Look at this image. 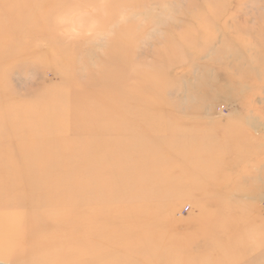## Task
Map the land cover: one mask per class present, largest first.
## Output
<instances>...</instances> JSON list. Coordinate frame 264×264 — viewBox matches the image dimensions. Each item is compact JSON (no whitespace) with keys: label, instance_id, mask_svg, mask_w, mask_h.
Returning a JSON list of instances; mask_svg holds the SVG:
<instances>
[{"label":"rangeland","instance_id":"rangeland-1","mask_svg":"<svg viewBox=\"0 0 264 264\" xmlns=\"http://www.w3.org/2000/svg\"><path fill=\"white\" fill-rule=\"evenodd\" d=\"M28 6L35 23L25 17ZM0 23V163L18 170L13 178H27L33 189L25 201L16 197L20 210L0 213V264H219L225 253L200 263L204 254L192 250L210 238L203 232L193 238L192 227L226 228L214 218L219 209L213 219L202 217L200 198L232 191L264 209V0H0ZM129 34L139 40L134 64L144 69L172 52L159 68L164 97L157 99L174 105L171 119L135 120L128 92L117 118L105 108V117L89 128L80 119L63 121L64 114H77L61 111L58 103L85 91L72 82L84 84L87 71L112 65L104 54ZM57 50L62 56L43 57ZM66 69L77 77L61 74ZM25 106L32 110L23 112ZM13 118L22 125L17 130L7 126ZM119 142L123 156L108 150ZM63 144L84 150H63ZM61 154L76 156L63 171L69 185L92 187L91 232L76 227L82 212L70 213L67 223L41 218L38 189L57 185L48 183L45 171L12 158L45 165ZM106 157H112L109 174ZM80 161L91 167L90 175L82 176ZM119 165L122 180L116 182L110 173ZM73 195L65 194L61 204ZM138 195L159 198L147 212L157 223L149 234L123 235L120 223L110 221L137 224L129 211H143ZM250 236L243 234L241 242ZM261 254L264 240L245 257Z\"/></svg>","mask_w":264,"mask_h":264},{"label":"bare ground","instance_id":"bare-ground-1","mask_svg":"<svg viewBox=\"0 0 264 264\" xmlns=\"http://www.w3.org/2000/svg\"><path fill=\"white\" fill-rule=\"evenodd\" d=\"M41 4L42 6H44L43 3ZM26 8H29L25 12L26 19L30 22L35 23L34 19H32L33 12L30 11L31 6H28ZM46 8L47 7L45 6L44 9ZM50 9L53 10V7H51ZM108 9H110V6L108 7ZM39 12H44V10L42 9V11ZM130 35L131 34L128 35L129 37L127 36L126 41L123 40L119 43H113L108 47V51L106 52V54H104V56L106 58V61H109V59L115 60L112 65L108 66V68H104L103 71H99L98 73L94 71H87V73H89L88 79L84 82V84L77 81L72 82V85H74L75 88L83 86L85 91L75 96V101H72L71 103L67 102V100L69 101V99H66V103H58L59 105H61V111H63V109L68 110L69 108H71L74 110V113L77 114L69 117L68 113H66L63 115V121L71 120V117L72 119H80L83 122L81 127L83 126L85 128H89L88 126L93 121V119H100L102 115L104 116L105 108L109 109L111 111V115H114L117 118L115 111H118L122 104H126V102L128 103V100L129 104H132L136 109V113L134 114L135 120L154 121L164 117L171 119V117L173 116L171 110L173 109L174 105L163 101L158 104L157 99H160V97H164V88L160 84L158 78L159 68L161 64L167 63L170 60V55L172 54V52H165L161 55L163 63H154V67L152 69H144L143 67H141V65L134 64V59L136 57L133 53V46H135L139 40L136 36L133 38L130 37ZM46 53L47 52H45V55H43V57L59 55L62 56V54L58 53V50L56 51L57 55L56 53ZM74 53L75 58H77L79 56V53ZM61 74L77 77V74H74L71 69H66ZM114 79L116 80L112 81ZM125 80L130 81L129 85L125 83ZM116 82L118 84L115 85ZM127 93L129 96L128 100H126ZM99 102L101 106H97L95 108L94 103ZM66 106L69 107L66 108ZM28 110H32L31 106L23 107V112H26ZM59 113L60 112L58 111L57 115ZM15 115L17 114L15 113ZM132 117L133 116H131V118ZM14 118L11 123L7 124V126L12 128L13 130H17L22 125L15 120L16 118ZM118 119L119 122L123 121L122 117L120 116ZM74 127L76 129V126ZM72 129L74 130V128ZM61 148L63 150L67 148V151L84 150L83 145L64 147L63 144L61 145ZM108 150L111 151V153H118L122 156L125 154L121 142L117 143V145L113 146L111 149L108 148ZM12 158L14 159V161L20 160L18 164H22L24 167L26 166L25 168H30L31 170L34 169L35 171H45L47 173L45 177L48 180V183H55V185H57V188L54 189H51V186H46L38 189L40 190L43 197V200L40 203V207L42 208V210L40 211L41 215L39 216L41 218L46 219L50 223H67L70 220L68 219V215L70 213L82 212L85 214V217L81 218L79 222L76 221V227H80L85 231L87 229L89 230V232H91L88 223L90 219V203L93 198L92 187L90 183H83L74 190V187L69 185L68 177L63 176V171L66 170V168L70 167L74 162L76 163V156L65 154L56 155L55 157H53L54 162L49 161L45 165H38L35 163H33V165H30L23 162L20 156L19 158L15 156ZM87 158L90 159L89 156H87ZM111 158L112 157L105 158V174H109L107 167H110L109 165ZM2 163L3 160L0 163V175L3 176L4 179V183L3 180L1 181L0 179V213L4 215L12 213L11 215H13V210L17 211L21 209H18V204H16L17 201L15 200L16 197H21V199L25 201V197L28 196L33 189L29 184L27 178L21 180V178L18 177L19 181L13 178L15 177L14 174H18V170L10 171L9 168H4ZM79 164L80 166H82V176L86 177L85 175L91 174V167H85L81 161L79 162ZM100 164L101 163L99 161L97 165ZM121 167V165L115 167L110 173V176L116 182L122 180ZM51 170L53 171L49 172ZM97 173H99V171ZM13 182H16V184H14ZM121 187L122 186H120V188ZM67 193H74L75 195L72 196L71 202L68 203L67 206H64V204L62 205L61 203H63L64 195ZM246 198L247 197L243 195L234 196L232 195V191L227 192V194H224L221 197H210L208 195H204L202 196V198H200L202 199V217H205V219L207 218V220L213 219L212 212L219 209L221 211V215L216 214L217 216H215L214 214V218H217L224 224L223 227H226L225 229H215L205 226V224L203 223L192 227V231L194 233L193 238L197 239L198 236H201L199 234L200 232L210 234V238L208 241H206L204 246H197V248L193 249L191 248L196 254H204V257L202 258L200 263L208 260L214 254L220 252L225 253L226 257L223 256V258L219 261V264H264V254L259 255V257L253 258L245 257V255L249 253L250 250L256 249L260 245V243H263L264 240V220L262 219L264 218V209L257 207L254 203H245ZM136 200L140 202L143 211L131 210L129 212L130 214H132V216L137 218V224L133 225L127 221L125 225L124 220L117 219L116 217L112 219V221H110L111 223H120V232L123 235L134 234L137 237V235L140 236L143 234H149L152 232V224H154L155 222L157 223V217H153L147 214V212L151 207L157 205L159 198L147 199L145 196L138 195L136 196ZM230 201H233L234 203L228 204L227 202ZM234 209L238 211L234 212ZM171 211L172 210L168 211L167 216L169 215V217H171ZM227 213H231L230 215H232L233 213L236 214H234L230 219L229 216L226 217ZM257 214L261 216L260 220H256L259 224L254 223L253 225L251 224L252 222L250 223L251 218ZM239 223H243V225H239ZM237 227L239 229H237ZM196 233H198L199 235H197ZM247 233L252 236L248 237L244 244V241L241 242L243 240L242 236L243 234ZM252 233H256L258 235V238L255 239ZM229 250L233 252H227Z\"/></svg>","mask_w":264,"mask_h":264}]
</instances>
